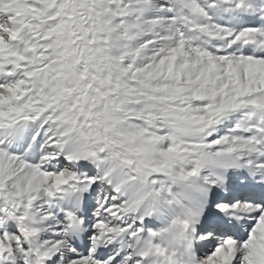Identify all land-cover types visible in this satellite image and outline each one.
Listing matches in <instances>:
<instances>
[{
	"label": "snow or ice",
	"instance_id": "obj_1",
	"mask_svg": "<svg viewBox=\"0 0 264 264\" xmlns=\"http://www.w3.org/2000/svg\"><path fill=\"white\" fill-rule=\"evenodd\" d=\"M0 264H264V0H0Z\"/></svg>",
	"mask_w": 264,
	"mask_h": 264
}]
</instances>
